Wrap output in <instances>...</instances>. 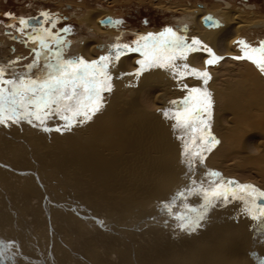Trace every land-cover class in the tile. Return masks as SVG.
<instances>
[{
	"label": "rangeland",
	"instance_id": "1",
	"mask_svg": "<svg viewBox=\"0 0 264 264\" xmlns=\"http://www.w3.org/2000/svg\"><path fill=\"white\" fill-rule=\"evenodd\" d=\"M225 2H230L235 8H240L241 4H244L242 0H0V65L8 67L9 72L15 70L18 73H24L27 65L34 58L31 42L14 38L15 35L21 34L18 29L22 26L19 22L14 21L15 23H13L11 20L10 24L14 26L8 27L10 19L26 18L44 11L61 10L71 21L61 28H71V31L65 33L64 37L71 44L70 50H73V47L78 45V41H86L88 36V33L85 32L86 28L79 25L74 16L82 13V10H85L84 7L92 8V10L111 8L119 12L120 16L117 17L122 21L119 29H125L122 38L117 42L115 40L113 43L132 46L135 45V41L139 39L138 37L144 35L143 31H148L149 28H157L156 32L162 28L164 30L172 28L174 31L179 32L178 34H181V30L175 29L174 25L180 24L182 26L183 22L180 19H183V16L170 10L174 8V5L183 8L184 6H195L197 3L207 6L217 3L224 6ZM250 3L260 5L258 1H251ZM262 12L264 14L263 9ZM189 26L191 28L190 23ZM45 27L50 28L51 26L46 25ZM7 29H10L9 34ZM115 30L117 34L118 31ZM256 32H259L257 37L260 38H254L253 43L249 44L253 47H258L261 42H264V29L263 31L261 29L256 30ZM190 33L189 30L183 35L188 38ZM120 35L116 36L119 37ZM17 50H20L22 55H19L20 52ZM134 54L136 53H129L125 56ZM8 58L18 62L12 64V62L7 61ZM234 61V64H239L240 60L234 59ZM244 61L253 65L256 68V74L264 81V73H261L254 64L247 60H241L240 63ZM221 64L220 70H217L220 64L209 66L213 81H215L217 75L222 78L224 76L225 79L234 78V74L229 73L228 70L229 66H233V64L227 61L223 62V60ZM214 66L215 68H213ZM240 66L236 65L237 68H242ZM212 79L208 85H210ZM218 82L221 81L218 80ZM209 91L212 92L213 97V90L209 89ZM121 93L123 94V91ZM119 96H121L120 93ZM163 97L159 96L158 103L162 106L161 110H167L165 108L167 104L163 101ZM165 97L168 98V96ZM183 98H176L171 101H179ZM107 99H110V93H104V101ZM121 105L123 109H128L127 104ZM112 107H117L115 111L122 112L119 105H113ZM109 108L110 106L107 108L104 106L103 112L97 113L91 121H88L89 123L78 124L70 131L57 132L54 130L57 127H63L64 121L58 118L48 121L47 127L53 129L50 132H45L41 127H34L26 122L10 127L0 126V241L10 245L9 248L4 249V255L1 257L4 264H106L109 262L116 264L117 257L123 264H167L162 260L160 261L159 258H155L159 256L160 251H151V244L154 243V245H158L165 250L170 243V245L176 247L189 242L195 244L196 247L193 246L195 249L200 250L202 246L200 240H195L193 236L190 237L188 234L184 235L187 231L184 232L177 227L178 222L162 212L160 208L162 202L169 201L179 190L189 186L192 179L199 181L201 177L198 170H195L199 167L198 161L193 171L189 172L186 168L182 155L183 142L177 138L182 133L179 132L180 134L175 138L172 136L166 140H170L171 146L164 143L161 147L159 153L162 157L166 153L171 154L172 157L168 165V171L162 174L160 185L156 188L147 184L139 189L135 185L132 187L131 182H128L126 183L127 186L123 185L120 190L121 199H113L114 201H112L111 198L119 196L115 193L116 189L109 190L105 187L98 195L95 189H90L85 177H81L82 182L74 177L72 168L69 167L72 162L78 161L88 168L85 164L86 161L83 162L81 158L86 155L89 158L94 155L99 156L105 150L101 144L102 147L100 145L89 147L85 143L87 142L86 134L91 133L89 129L92 127L97 129V127L104 124V121L108 118L105 115H108ZM101 113L105 115H101ZM102 117L103 119L105 117V120ZM139 117L134 118V120H127L128 123H123L120 131L128 126L132 130L133 127L135 129L138 125H141L138 122L141 121ZM141 119L143 118L141 117ZM160 120L164 121L165 117L160 118ZM212 126V132L217 137L215 126L213 124ZM128 132H124L125 135L123 134L119 139L113 133L105 135L104 139L109 145L110 142L114 144L116 141L128 144L130 142L129 138L133 136L132 133L129 135ZM139 133H141L139 137L137 136L139 140L137 139L134 149L130 152L132 155L137 148L141 150V147H147L146 142H142V134L146 135V130L142 129V125ZM175 142H178L176 146ZM115 149L120 152V148L115 147ZM212 152L207 154L206 164ZM83 153L86 155H82ZM105 154L107 158L111 157L106 150ZM149 158L147 163H152L157 159V156L152 154V156L149 155ZM94 161H97V159ZM127 166L129 167L128 164L125 166V164L120 163L115 165V169L116 171H125ZM101 169L109 171L106 167ZM203 169L205 168L203 167ZM213 171L217 170L214 169ZM217 172L221 173L225 180H234L244 184L236 177H226L222 172ZM129 174L127 173V175ZM127 188L130 192L133 191L130 194L135 195L129 197L131 195L128 193L123 194L122 191L126 192ZM94 197L102 204L100 205ZM199 201L202 203V200L197 197L189 199V202L197 207L200 204ZM229 205L230 203L218 201L210 209L222 210ZM207 217L208 213L205 220ZM134 234L138 235V238L136 237L137 242ZM131 237L133 238L131 239ZM183 237L186 238L183 239ZM157 240H160V243L159 241L157 243ZM162 243L164 246L166 244L165 248ZM115 244L121 246V248H116ZM125 249L131 255L126 253ZM176 249L178 250V248ZM180 250H178L180 256L175 254L177 255L176 258L179 261L190 263L189 257H183ZM186 251L189 254V252L193 253L194 249L186 248ZM102 254L104 255L102 256ZM109 255H111V258ZM112 258H116L114 262L111 261ZM205 260L207 259L205 258ZM172 264H175V262Z\"/></svg>",
	"mask_w": 264,
	"mask_h": 264
},
{
	"label": "bare ground",
	"instance_id": "2",
	"mask_svg": "<svg viewBox=\"0 0 264 264\" xmlns=\"http://www.w3.org/2000/svg\"><path fill=\"white\" fill-rule=\"evenodd\" d=\"M173 7V9H170L171 11L183 12L182 14L192 11L191 16L183 15V19H180L190 21L192 24V30L188 36V40H192L193 38L200 39L218 56L223 57V62L227 61L233 64V66H229L228 70L229 73L234 74V78L225 79L224 76L222 78L217 75L215 81L212 79L210 85L206 86L208 90L210 89L214 92L212 124L215 126L216 131H214L217 133L218 139H220V144L214 148L211 156H209L207 165L195 169L201 174L199 180L205 178L208 169H215L222 172L226 177H236L244 184L255 185L257 188L264 190V81L256 74V68L253 65L245 61L240 63L241 60L239 64L233 63V57L241 56L236 48L238 42L245 40V42L253 43L254 38L259 33L256 32V23L259 20H263L261 28L264 29V16L260 15L251 18V14L246 13V16L242 19L240 13L236 10L222 12L217 5L211 6L208 10H188L187 7L184 6L182 8L178 5H174ZM84 9V12L79 17H76L75 20L78 24L84 26L91 35L87 36L86 41L84 40L82 43L80 42L76 45L74 51L78 55L77 57H83L85 60L92 61L98 59L100 56L108 55L107 49L110 48L115 40L116 42L118 41V37L113 34L114 31L100 26V20L104 17H113L114 13L112 11L92 10V8L88 9L86 7ZM209 13L215 14L217 18H220L219 20H221L222 26L219 29L215 30L211 27L207 29L203 28L202 18ZM257 38L259 39L260 37ZM102 48L103 50H101ZM17 51L20 52L19 55H22L20 50ZM208 58L207 53L201 51L200 53L192 54L188 62L192 68L210 73L211 68L206 64ZM141 59L142 57L139 53L132 56L128 55L120 58L119 62L110 69L113 75V90L110 93V99L104 101L105 108L109 106L110 108L108 115L101 113V115L104 114L108 117H106L107 122L104 121V124L100 125L101 127H97L98 130L94 127L90 128L89 131L91 133L86 134L87 142H84L86 145L93 147V145L101 144L110 153L111 157L109 156L110 158H107L105 150L103 149L104 151H99L101 152L99 156L94 155L92 158L87 157L84 153L82 154L86 155L81 160L83 162L86 161L85 164L88 168L78 161L72 162L69 165V167L71 166L70 169L72 168L74 177L78 181L82 180L81 177H85V180L88 182L87 184L90 185V189H95L96 194L101 193L100 191L105 189V187L109 190L116 189L115 193L119 196L111 198L112 201H114L113 199H121L120 190L128 182H131L132 187L135 185L139 189L147 184L156 188V186L160 185L162 174L168 171V165L172 156L166 153L162 157L159 152L164 143L171 146L170 140H166L172 136L175 138L180 133H175L176 130L173 128L174 121L168 119L164 121L160 120V118L164 117L162 113L166 109L161 110L162 106L158 103L159 96H164L163 101L167 104L165 108L168 110L174 107L171 104V100L183 98L187 95L186 90H181L180 85L187 84L188 87H205L202 85V81L191 76L178 82L169 71L162 69H153L144 73L139 78L135 75H123L124 73H135L139 67L137 61ZM7 61L11 63L13 59L8 58ZM221 61L217 63L218 65L220 64L219 66L216 64L218 66L217 70L221 69ZM177 63L182 64L185 61H177ZM236 65H241L240 67L242 68H237ZM218 80L221 82L219 83ZM121 91H123V94ZM119 93L121 96H119ZM165 96H168V98ZM121 104H127L128 109H123ZM113 105H119L121 107L120 111L122 112L115 111L117 107L114 108L112 107ZM101 111L103 112V110ZM138 117L141 120L138 122L142 125V129L146 130V135L142 134V142H146L147 147H141V150L137 148L132 155L130 152L134 149L135 142H137V139L139 140L138 137L141 135L139 133L141 125H138L135 129L133 127L132 130L129 129V126L121 131L120 128L123 123H128L127 120H134V118L137 119ZM103 120H105V117ZM124 132H128L129 135L132 133L133 135L130 138L128 137L130 139L128 144L116 141L114 144L110 142L109 145L104 139L105 135L107 136L112 133L115 136L117 135L119 139L123 134L125 135ZM77 135L79 134L77 133ZM177 143L175 142V146ZM115 147L120 148V152H117ZM152 154H156L157 159L161 160L155 159L154 162L147 163L150 159L149 155L152 156ZM95 159L97 161H94ZM120 163L125 164V166L126 164L129 165L125 170H128L127 172L116 171L115 165ZM103 167L108 168L109 171L102 170L101 168ZM127 173L130 174L127 175ZM132 192V190L130 192L129 188L126 189V192L122 191L123 194L128 193L131 195L129 197L135 195L130 194ZM95 200L97 201V199ZM97 202L100 205L102 204L100 201ZM243 207L240 201H232L229 206L222 210L210 209L207 212V219L201 221L200 227L192 232L184 231V235L188 234L190 237L193 236L195 240H200L202 243L200 250L195 249L193 247L195 244L193 243H191L192 245L189 242V244H181V241V245L176 247L166 242L169 245L166 248V244L164 246L163 243L165 242H163L162 245L165 250L153 243L151 244V251L159 250V256L155 258H159L160 261L162 260L167 264H172L173 262L175 264H262L264 262V233L257 230V222L244 213ZM134 236V238H138V235L134 234ZM137 238L136 242L138 241ZM185 238L183 237V239ZM158 241L160 243V240H157V243ZM115 247L121 248L119 245ZM176 248L178 250L181 249L180 251L183 257H189L190 263L179 261L176 258L179 255ZM186 248H193V253L189 252L188 254ZM125 251L131 255L126 249ZM109 257L111 258V255ZM114 259L116 258H112L111 261L114 262ZM116 264H123L118 257Z\"/></svg>",
	"mask_w": 264,
	"mask_h": 264
},
{
	"label": "snow or ice",
	"instance_id": "3",
	"mask_svg": "<svg viewBox=\"0 0 264 264\" xmlns=\"http://www.w3.org/2000/svg\"><path fill=\"white\" fill-rule=\"evenodd\" d=\"M40 15L43 20L37 19L34 25L26 19H19L22 27L18 31L34 45V58L27 65L26 71L9 72L8 67L0 65V126L10 127L26 122L50 132L53 129L47 127L48 121L58 118L64 124L54 130L63 132L91 121L104 107V93L113 90L110 69L122 56L135 52L142 57L137 61V71L123 75L139 78L153 69H162L169 71L178 82L189 76L202 81L205 87L180 85L187 95L182 100L171 101L174 107L162 114L165 119L174 121L173 128L182 133L177 138L183 142L182 155L189 172L194 170L197 161L201 165L205 163L207 154L220 144L212 132L214 102L212 93L206 87L212 77L208 71H199L187 63L178 64L177 61H187L190 54L203 51L209 57L206 64L213 66L223 57L218 56L200 39L193 38L189 43L187 36L166 28L158 34L141 36L135 41V47L115 43L107 49L108 55L96 60L69 58L65 55L68 41L60 33H69L71 28L53 32L52 28H55L57 21L52 20L49 13ZM205 20L209 26L219 27L214 18L206 17ZM49 23L50 28L44 26ZM238 44L242 55L233 59L247 60L264 73V42L258 47L243 40ZM17 62L12 61L13 64ZM191 197L200 198L202 203L198 207L193 206L189 202ZM218 201H240L244 213L256 221L257 230L264 233V203H261L264 201V190L255 185L225 180L221 173L213 170L207 171L203 180L192 179L189 186L179 190L169 201L162 202L160 208L178 222L177 227L192 232L200 227L209 209ZM9 247L0 241V257L4 255V249Z\"/></svg>",
	"mask_w": 264,
	"mask_h": 264
},
{
	"label": "flooded vegetation",
	"instance_id": "4",
	"mask_svg": "<svg viewBox=\"0 0 264 264\" xmlns=\"http://www.w3.org/2000/svg\"><path fill=\"white\" fill-rule=\"evenodd\" d=\"M251 1H258L259 3H260V5L259 4H253V3H250ZM242 2H244V4H241V7L238 9V8H235V6L233 5V4H231L230 2H225L223 5L224 6H221V5H219V4H214L215 6L217 5V7L222 11V12H224V11H227V10H236L237 12H239L240 13V15H241V18L243 19L245 16H246V13H248V14H251L250 15V17L251 18H255V17H257V16H264V14H262L263 12H262V9L264 10V0H242ZM211 6H213V5H211ZM210 5H204V4H198L197 3V5H195L194 7L193 6H191V7H187V9L188 10H192V9H195V10H208L210 7H211ZM193 7V8H192ZM232 7V8H231ZM228 8V9H227ZM100 10H102V11H108V12H113L114 13V15H113V17H110V16H107V17H104L102 20H100V26L101 27H103V28H106V29H108V30H112V31H114L113 32V34L114 35H118V34H121L117 39L118 40H120L121 38H122V36H123V34H124V32H125V29H119V27L122 25V21H121V19L119 18V17H115L116 15L117 16H120L119 15V12L117 11V10H115V9H111V8H103V9H100ZM243 11V12H242ZM49 13L50 15H51V17H52V20H54V21H57L56 22V25H55V28H53V32H60V30L62 29L61 27H63V26H66L68 23H70L71 21H70V19H68V17H66L65 15H64V13L63 12H61V10H56V11H53V12H49V11H44V12H42V13ZM84 12V10H82V13ZM173 12H175V11H173ZM242 12V13H241ZM118 13V14H117ZM175 13H178V14H181L182 16L184 15H186V16H191L192 15V11H188L187 13H184V14H182L183 12H175ZM41 13H38V14H36V15H33V16H30V17H26V18H23V19H26V20H28L29 22H30V24H35L36 23V21H37V19H39V20H43V17H41V15H40ZM81 14V13H80ZM80 14H78V15H76V16H74L75 18L76 17H78ZM116 14V15H115ZM183 16V17H184ZM182 17V18H183ZM206 17H212V18H214V20L215 21H218V23H219V27H211V28H213V29H215V30H217V29H219L221 26H222V22H221V20H219L220 18L218 17L217 18V15H215V14H211V13H209V14H206L203 18H202V26H203V28L205 29V28H208V27H205L204 26V22H203V19H205ZM19 19H21V18H14V19H10L9 20V24H10V21L12 20L13 21V23H15V22H19ZM11 21V22H12ZM15 21V22H14ZM120 22V23H115V22ZM181 22H183L182 24V26L180 25V24H176V25H174V27H175V29H180V30H183V29H187V31H180L181 32V34L180 35H183V33H185V32H188L189 30L191 31L192 30V24H191V22L190 21H187V20H180ZM262 21L263 20H259L258 21V23H256V26H257V30H263L261 27H262ZM260 22V23H259ZM189 23L191 24V28H190V26H189ZM46 25H50L51 26V23H49V24H45L44 26H46ZM80 25V24H79ZM84 27V26H83ZM113 28H115V29H117V34H116V30L115 29H113ZM210 28V29H211ZM259 28V29H258ZM156 29L157 28H149L148 29V31H143L144 32V35H142V36H147L148 34H158V33H160V32H162V31H164V29L162 28V29H159L158 30V32H156ZM9 31H10V29H7V33L9 34ZM28 31H30V29H28ZM129 31V30H128ZM160 31V32H159ZM86 33H88L89 35L88 36H90L91 34H90V32H88L87 30L85 31ZM156 32V33H155ZM179 33V32H178ZM62 36H65L66 34L65 33H63V32H61L60 33ZM189 36V35H188ZM14 38L15 39H17V40H25V41H27L26 40V38L24 37V36H22L21 34H17V35H15L14 36ZM69 38V37H68ZM138 38H140V37H138ZM66 39V38H65ZM71 39H73V38H71ZM241 41V40H240ZM243 41H245V40H243ZM27 42H29V41H27ZM82 43V41H78L77 42V44H79V43ZM188 42L189 43H191V40H188ZM258 43H259V41H257ZM141 43H143V41H141ZM248 43V42H247ZM114 44V43H113ZM112 44V45H113ZM248 44H251V43H248ZM239 45V44H238ZM237 45V51L242 55V52H240L241 50H240V45L238 46ZM136 45H132V46H130V47H135ZM32 47H34V45L32 46ZM74 48L75 47H73V50H70L71 49V44L70 43H68V45H67V48H66V51H65V55L67 56V57H69V58H75V57H77L78 55H76V53H75V51H74ZM101 50H103V48L101 49ZM192 54H194V53H192ZM192 54H190L189 55V57L192 55ZM189 59V58H188ZM187 62V64H189V62H188V60L187 61H185V63ZM212 129H213V126H212ZM186 138V137H185ZM207 164H206V161H205V163L203 164V165H201V164H199V167H201V166H206ZM186 168H187V166H186ZM188 169V168H187ZM261 203H264V201H262Z\"/></svg>",
	"mask_w": 264,
	"mask_h": 264
},
{
	"label": "water",
	"instance_id": "5",
	"mask_svg": "<svg viewBox=\"0 0 264 264\" xmlns=\"http://www.w3.org/2000/svg\"><path fill=\"white\" fill-rule=\"evenodd\" d=\"M203 22H204V25L206 26V27H211V26H209V24L208 23H206V20L204 19L203 20ZM6 263V262H5ZM0 264H4L3 263V260H2V258L0 257ZM8 264V263H7Z\"/></svg>",
	"mask_w": 264,
	"mask_h": 264
}]
</instances>
